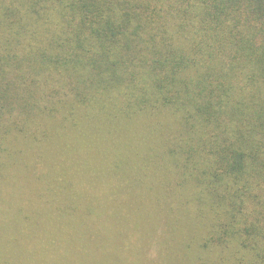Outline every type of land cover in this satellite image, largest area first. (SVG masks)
I'll list each match as a JSON object with an SVG mask.
<instances>
[{
  "label": "trees",
  "instance_id": "16d2710c",
  "mask_svg": "<svg viewBox=\"0 0 264 264\" xmlns=\"http://www.w3.org/2000/svg\"><path fill=\"white\" fill-rule=\"evenodd\" d=\"M115 183L158 206L162 249L132 253L185 217L178 264H264V0H0V199L102 187L99 215Z\"/></svg>",
  "mask_w": 264,
  "mask_h": 264
},
{
  "label": "rangeland",
  "instance_id": "374dc122",
  "mask_svg": "<svg viewBox=\"0 0 264 264\" xmlns=\"http://www.w3.org/2000/svg\"><path fill=\"white\" fill-rule=\"evenodd\" d=\"M100 170L99 165L94 164L91 172L99 174ZM101 189L87 188L85 195L92 199V204L84 203L77 209L63 201L47 205L45 199L32 195L29 188H7L0 199V264H178L181 257L184 260L194 258L196 252L186 253V250L197 247L202 233L197 236L199 232L188 223V218L181 217L182 222L171 219L172 225L166 234L173 241L174 249L168 256L164 252L162 259L159 256L163 245L158 206L149 201L144 189L139 191L121 183L105 188L103 196L107 201L102 214L96 215L93 212L99 201L93 193ZM47 190L53 194L57 188L47 185ZM58 190L66 195L72 191ZM87 207L91 208L90 215L86 210L84 212ZM39 208L42 217L29 218V227L23 226L25 215L37 212ZM133 229L142 234L141 241L144 236L150 238L151 247L155 244L159 251L144 248L150 253L146 259L140 253H132L126 243L115 237L126 241L124 235L127 237ZM187 230L188 233L182 236L181 233ZM184 242L189 249L183 247L181 243ZM178 249L180 252L176 251Z\"/></svg>",
  "mask_w": 264,
  "mask_h": 264
}]
</instances>
